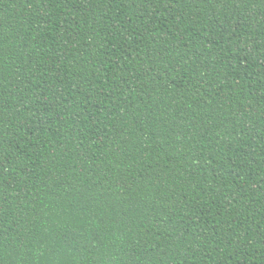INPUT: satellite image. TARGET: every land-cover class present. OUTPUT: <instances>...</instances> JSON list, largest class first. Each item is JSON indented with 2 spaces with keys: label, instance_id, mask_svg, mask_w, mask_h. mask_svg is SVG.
<instances>
[{
  "label": "trees",
  "instance_id": "trees-1",
  "mask_svg": "<svg viewBox=\"0 0 264 264\" xmlns=\"http://www.w3.org/2000/svg\"><path fill=\"white\" fill-rule=\"evenodd\" d=\"M0 264H264V0H0Z\"/></svg>",
  "mask_w": 264,
  "mask_h": 264
}]
</instances>
